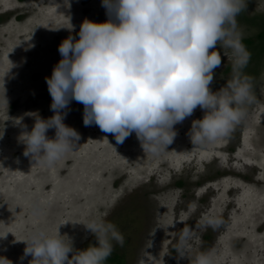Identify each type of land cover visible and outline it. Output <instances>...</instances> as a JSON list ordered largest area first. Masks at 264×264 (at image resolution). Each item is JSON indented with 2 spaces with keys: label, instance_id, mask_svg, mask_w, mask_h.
Masks as SVG:
<instances>
[{
  "label": "rangeland",
  "instance_id": "1",
  "mask_svg": "<svg viewBox=\"0 0 264 264\" xmlns=\"http://www.w3.org/2000/svg\"><path fill=\"white\" fill-rule=\"evenodd\" d=\"M86 19L107 20L102 0H0V257L29 264L22 241L39 231L56 237L59 228L77 251L106 239L125 264H193L201 253L211 264H264V0H247L237 18L243 63L231 48L216 49L222 65L210 89L222 94L238 79L254 97L236 106L245 115L228 137L192 144L198 107L174 126L166 151L144 153L135 133L118 144L85 126L83 104L72 101L63 123L80 134L76 150L54 167L34 165L22 133L54 115L46 78L62 59L61 42L78 40ZM206 217L222 223L206 227ZM91 222L111 226L123 243L111 230L92 234Z\"/></svg>",
  "mask_w": 264,
  "mask_h": 264
},
{
  "label": "clouds",
  "instance_id": "2",
  "mask_svg": "<svg viewBox=\"0 0 264 264\" xmlns=\"http://www.w3.org/2000/svg\"><path fill=\"white\" fill-rule=\"evenodd\" d=\"M107 20H85L79 39L69 36L58 47L62 59L46 78L52 98L51 118L37 119L30 132L22 133L23 155L35 164L54 167L74 152L80 134L63 123L72 101L83 104V123L112 134L118 144L135 133L144 153L166 151L177 135L174 126L191 117L199 107L203 118L194 120L192 144H212L226 138L245 113L239 105L253 101L247 82H228L222 94L210 89L215 70L222 65L217 46L233 50L237 63L244 52L238 16L247 0H102ZM55 129L54 138L47 132ZM39 215V209H34ZM222 221L206 217L204 225L215 229ZM92 234L109 230L123 243L114 228L91 222ZM34 233L22 260L29 264H104L110 255L107 240L97 246L74 250L59 233ZM185 229L182 239L189 237ZM181 259L185 256L181 253ZM0 264H12L0 257ZM193 264H211L208 254Z\"/></svg>",
  "mask_w": 264,
  "mask_h": 264
},
{
  "label": "trees",
  "instance_id": "3",
  "mask_svg": "<svg viewBox=\"0 0 264 264\" xmlns=\"http://www.w3.org/2000/svg\"><path fill=\"white\" fill-rule=\"evenodd\" d=\"M259 41L264 42V35L261 33L259 34L258 37ZM126 260L124 255L118 254V253H111L107 257V259L104 261V264H125Z\"/></svg>",
  "mask_w": 264,
  "mask_h": 264
}]
</instances>
